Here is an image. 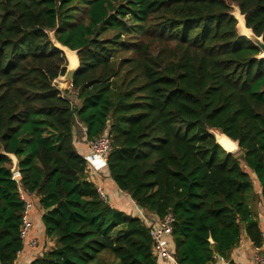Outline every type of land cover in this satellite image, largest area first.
<instances>
[{"label": "trees", "instance_id": "1", "mask_svg": "<svg viewBox=\"0 0 264 264\" xmlns=\"http://www.w3.org/2000/svg\"><path fill=\"white\" fill-rule=\"evenodd\" d=\"M234 7L264 42V0H0V264L23 248L19 188L38 198L54 242L30 264H159L139 218L100 199L78 124L87 141L109 134L118 189L173 215L176 264L230 261L244 234L262 246L264 59ZM56 44L78 59L66 90Z\"/></svg>", "mask_w": 264, "mask_h": 264}, {"label": "crops", "instance_id": "2", "mask_svg": "<svg viewBox=\"0 0 264 264\" xmlns=\"http://www.w3.org/2000/svg\"><path fill=\"white\" fill-rule=\"evenodd\" d=\"M66 87V84L63 85ZM73 96V94L71 95ZM74 146L79 154L86 159V164L90 166L88 176L95 186H100L105 195L107 196V203L111 208L124 212L127 216L137 217L139 208L132 202L127 193L117 188L114 182L110 179L107 166L100 164L95 158L90 155V149L85 136V129L82 125L78 124L74 128ZM254 177V176H252ZM256 190L260 193V188L257 185ZM28 199L31 201L33 208L31 218L33 228L30 232L31 238L38 240L36 248L23 247L20 255L16 259V264H30L35 258L40 257L44 252L53 248L54 242L47 237L41 221L42 210L39 207L38 198L30 196ZM255 217L258 221L260 230L262 232V246H264V202L260 200L254 207ZM168 246L173 250V243L171 239L168 241ZM256 248L251 245L246 236L243 237L239 246L235 248L231 255L230 261H217L215 264H252V258L256 252ZM158 260L159 264H168L162 260Z\"/></svg>", "mask_w": 264, "mask_h": 264}, {"label": "built area", "instance_id": "3", "mask_svg": "<svg viewBox=\"0 0 264 264\" xmlns=\"http://www.w3.org/2000/svg\"><path fill=\"white\" fill-rule=\"evenodd\" d=\"M90 149V156L95 158L100 164L106 166V162L109 153L112 148V142L109 134L104 132L100 136L96 137L92 141H87ZM90 166L86 165V172H90ZM19 198L24 203L23 210L21 212V224L19 228V238L21 240L22 247L36 248L38 240L30 237V232L33 228V222L31 218V212L33 205L25 193L19 188ZM96 191L100 199L107 203V196L100 188L96 187ZM138 218L143 226L148 230V235L152 242L153 255L168 264H176L173 251L168 246V241L172 238L174 217L168 213L162 218H158L152 213L138 210ZM256 252L252 258V264H264V246L255 249ZM21 251L17 252V257ZM16 264V260L14 262Z\"/></svg>", "mask_w": 264, "mask_h": 264}, {"label": "water", "instance_id": "4", "mask_svg": "<svg viewBox=\"0 0 264 264\" xmlns=\"http://www.w3.org/2000/svg\"><path fill=\"white\" fill-rule=\"evenodd\" d=\"M237 9V8H236ZM239 11V10H238ZM240 13V12H239ZM232 15L234 16V14L232 13ZM241 15V14H240ZM244 19V16L241 15ZM234 18L236 19V17L234 16ZM236 21L238 22V20L236 19ZM244 27L245 29L248 31L247 34H242V33H239L238 34L244 38H246L247 40H249L260 52V55H259V58L261 59H264V42H263V39L262 37H257L251 29L247 28L246 27V24H245V20H244ZM237 28V26H236ZM238 31V30H237ZM69 50V49H68ZM70 51V50H69ZM70 52H73V51H70ZM76 54V52H74ZM67 58V57H66ZM78 60V59H77ZM68 61V60H67ZM78 66L79 64L77 63V66L75 68H70V66H67V70H66V73L64 76L62 77H59L60 79H62L65 83L69 84L70 86L72 85V80H73V77L75 75V73L77 72L78 70ZM58 78V79H59ZM212 135L214 136L215 138V141L216 143L227 153V154H231V155H236L238 152H239V147H238V143L237 142H234L233 140H231L229 137H227L226 135L220 133V132H211ZM216 133H220L221 136H223L231 145L227 146V147H224L223 145H221L218 141H217V138L215 136ZM8 158L10 159L11 161V164H12V167L10 169V172L13 176H18L19 175V166H18V160L17 158L13 155V154H8L7 155ZM51 208H49L47 211L51 210ZM245 236V234H244Z\"/></svg>", "mask_w": 264, "mask_h": 264}, {"label": "bare ground", "instance_id": "5", "mask_svg": "<svg viewBox=\"0 0 264 264\" xmlns=\"http://www.w3.org/2000/svg\"><path fill=\"white\" fill-rule=\"evenodd\" d=\"M237 10V14L239 15V16H241L240 15V13H239V11H238V9H236ZM238 19V18H237ZM243 19V18H242ZM243 21H244V19H243ZM244 24V23H243ZM244 26V25H243ZM246 30V29H245ZM248 33V31L246 30V32L244 33V34H247ZM60 47V46H59ZM60 48H62V50L64 51V53H65V55H66V57H67V59H68V61H69V63H70V68H75L76 66H77V63H78V61H77V57H76V55H75V53L74 52H70L67 48H64V47H60ZM65 84H67V83H65ZM215 136H216V138H217V141L221 144V145H223L224 147H227V146H229V145H231L223 136H221L220 135V133L219 134H215ZM231 146H233V145H231Z\"/></svg>", "mask_w": 264, "mask_h": 264}, {"label": "rangeland", "instance_id": "6", "mask_svg": "<svg viewBox=\"0 0 264 264\" xmlns=\"http://www.w3.org/2000/svg\"><path fill=\"white\" fill-rule=\"evenodd\" d=\"M233 14H234V16L236 17V19L238 20V22H237V30H238V32L239 33H242V34H244L245 32H246V30H245V27L243 26L244 24V21H243V17L242 16H239L238 14H237V10H236V8L234 7L233 8V12H232ZM60 45H58V44H56V47L59 49V50H61L63 53H64V51L62 50V48H60L59 47ZM64 55H65V53H64ZM76 55V54H75ZM66 56V55H65ZM77 57V56H76ZM68 60V59H67ZM78 61V60H77ZM67 63H68V66H70V63H69V61H67ZM56 84L58 85V88L59 89H61V90H64L66 87H64L63 85L65 84V82L62 80V79H57L56 80ZM67 85H69V84H66V86ZM70 87H67V89H69ZM213 132H216V131H213ZM217 134H219V133H217ZM238 154V153H237Z\"/></svg>", "mask_w": 264, "mask_h": 264}]
</instances>
